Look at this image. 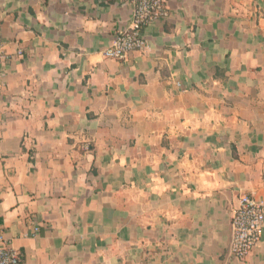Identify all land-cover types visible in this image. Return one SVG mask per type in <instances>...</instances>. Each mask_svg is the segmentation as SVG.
<instances>
[{
	"label": "crops",
	"instance_id": "obj_1",
	"mask_svg": "<svg viewBox=\"0 0 264 264\" xmlns=\"http://www.w3.org/2000/svg\"><path fill=\"white\" fill-rule=\"evenodd\" d=\"M133 0H0V226L25 264L232 260L264 202L263 0H169L149 50L103 52Z\"/></svg>",
	"mask_w": 264,
	"mask_h": 264
},
{
	"label": "built area",
	"instance_id": "obj_2",
	"mask_svg": "<svg viewBox=\"0 0 264 264\" xmlns=\"http://www.w3.org/2000/svg\"><path fill=\"white\" fill-rule=\"evenodd\" d=\"M134 11L130 27L121 32L113 45L103 52L108 60L125 61L135 53L149 50L143 36L153 22L168 18L169 0H133ZM264 3V0H263ZM232 241L229 256L244 261L259 245L264 234V202L251 195H242L232 215ZM0 264H25L21 252L13 249L0 226Z\"/></svg>",
	"mask_w": 264,
	"mask_h": 264
},
{
	"label": "water",
	"instance_id": "obj_3",
	"mask_svg": "<svg viewBox=\"0 0 264 264\" xmlns=\"http://www.w3.org/2000/svg\"><path fill=\"white\" fill-rule=\"evenodd\" d=\"M231 233H233V227H232V217H231ZM231 241H232V235H231ZM230 246H231V244H230ZM229 250H230V248H229Z\"/></svg>",
	"mask_w": 264,
	"mask_h": 264
}]
</instances>
